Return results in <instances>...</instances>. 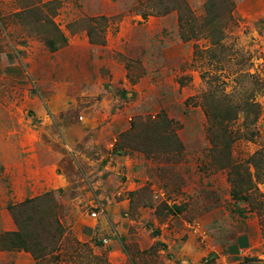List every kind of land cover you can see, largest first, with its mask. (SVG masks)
<instances>
[{
  "label": "rangeland",
  "instance_id": "obj_1",
  "mask_svg": "<svg viewBox=\"0 0 264 264\" xmlns=\"http://www.w3.org/2000/svg\"><path fill=\"white\" fill-rule=\"evenodd\" d=\"M239 235L264 264V0H0V264H214Z\"/></svg>",
  "mask_w": 264,
  "mask_h": 264
},
{
  "label": "crops",
  "instance_id": "obj_2",
  "mask_svg": "<svg viewBox=\"0 0 264 264\" xmlns=\"http://www.w3.org/2000/svg\"><path fill=\"white\" fill-rule=\"evenodd\" d=\"M253 249V242L252 238H247L243 235H239L235 242H233L231 245H228L226 248V252L224 254H213V258L215 259V263L217 262L220 264V262L223 261H230L235 260L234 264L241 263L245 258H248V256H251V252ZM218 255H220L221 261L219 262ZM213 260V259H212ZM214 263V264H215Z\"/></svg>",
  "mask_w": 264,
  "mask_h": 264
},
{
  "label": "trees",
  "instance_id": "obj_3",
  "mask_svg": "<svg viewBox=\"0 0 264 264\" xmlns=\"http://www.w3.org/2000/svg\"><path fill=\"white\" fill-rule=\"evenodd\" d=\"M11 238H14V241H16L19 247H23L26 250L32 251L33 248V242H32V237L27 235L24 231L21 232H16V233H11L10 234Z\"/></svg>",
  "mask_w": 264,
  "mask_h": 264
}]
</instances>
